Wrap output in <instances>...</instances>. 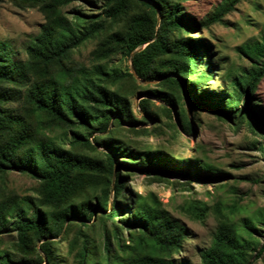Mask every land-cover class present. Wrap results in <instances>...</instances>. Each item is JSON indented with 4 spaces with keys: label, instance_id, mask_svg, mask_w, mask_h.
Returning <instances> with one entry per match:
<instances>
[{
    "label": "trees",
    "instance_id": "trees-1",
    "mask_svg": "<svg viewBox=\"0 0 264 264\" xmlns=\"http://www.w3.org/2000/svg\"><path fill=\"white\" fill-rule=\"evenodd\" d=\"M9 1L20 9L38 8L45 23L26 48L25 60L15 59L16 52L0 42V237L16 235L15 254L2 250L0 240V264H55L54 238L65 233L68 223L89 226L97 211L107 219L118 218L124 206L118 201L124 190L121 175L128 166L158 181L168 175L211 182L229 178L224 173H208L206 164L189 171L149 154L137 158L130 148L106 140L111 135L109 127H119L123 121L133 123L131 97L141 93V85L130 71L108 68L114 56L132 59L139 79H161L158 86L165 90L145 94L171 106L178 104L187 80L196 77L201 68L204 77H209L211 64L202 57L208 46L188 35L197 25L184 7L188 0H103L101 6L93 0ZM78 1L98 7L100 12L66 10ZM236 1L226 0L218 6L209 23L220 21ZM94 38L99 41L91 66L74 61L73 52ZM262 56L245 83H237L240 92L229 107L241 102L243 92L254 95L258 89L264 79ZM114 85L117 87L112 88ZM147 101L142 98L138 105L148 114ZM182 116V129L191 131L186 115ZM57 131L60 133L54 136ZM96 146L108 150L103 152L104 159L83 152L84 148L96 150ZM125 160L139 162L131 165ZM12 172L35 179L38 198L8 192L5 180ZM157 211L139 204L133 219L122 222L124 228L152 242L153 249L147 254L120 258L113 244L114 236L119 239V226L109 230L103 225L105 264H179L171 253L181 247L185 229ZM244 229L257 233L250 221ZM260 237L259 246L251 248L232 225L224 223L212 246L201 252V264L257 263L264 258V236ZM80 249L77 264H95L87 259V254L94 255L87 243ZM251 250L256 252L253 263L244 258Z\"/></svg>",
    "mask_w": 264,
    "mask_h": 264
},
{
    "label": "rangeland",
    "instance_id": "rangeland-1",
    "mask_svg": "<svg viewBox=\"0 0 264 264\" xmlns=\"http://www.w3.org/2000/svg\"><path fill=\"white\" fill-rule=\"evenodd\" d=\"M93 1L101 6L103 0ZM225 1L184 2L186 12L197 22L188 35L208 46L202 57L211 64L209 77H204L201 68L196 77L187 80V89L178 104L171 106L145 94V91L165 90L158 86L161 79L148 81L136 76L141 93L131 97L133 123L123 121L119 127H109L111 135L106 140L115 143L114 146L130 148L137 158L149 154L158 161L189 171L206 164L210 167L208 173H224L229 178L211 182L192 176L168 175L164 181H158L128 166L121 175L124 179V190L118 197L124 205L121 215L113 221L97 211L89 226L78 221L68 223L65 233L54 238L55 264H77L83 243L94 253L87 254L90 263L105 264L104 224L109 230L119 226L120 236L118 241L113 237V244L120 258L150 253L152 242L122 225L124 219H133L139 204L158 210L160 215L184 227L186 238L171 253V258L179 264H201V252L212 246L216 232L224 223L232 225L251 248L259 246L260 236H264V79L254 95L243 92L238 105L233 108L229 105L233 106L231 100L240 92L238 85L245 83L248 74L262 62L264 0H237L220 21L209 23L217 7ZM66 10L94 15L100 12L98 7L84 1L71 4ZM44 23L38 8L20 9L9 0H0V42L16 52L15 59H26V48ZM98 41L99 38H94L76 49L73 60L91 66ZM108 68L131 72V60L116 55L108 62ZM142 98L148 100V114L138 105ZM182 114L190 122L191 131L182 129L179 121ZM64 146L70 148L69 143ZM83 152L104 159L103 152L108 150L96 146V150L84 148ZM124 162L135 165L139 161ZM5 184L8 192L38 198V182L28 175L12 172ZM246 221L253 223L256 234L244 229ZM0 240L2 250L15 254V233L4 234ZM255 253L249 251L244 257L246 262L253 263ZM254 264H264V258Z\"/></svg>",
    "mask_w": 264,
    "mask_h": 264
},
{
    "label": "water",
    "instance_id": "water-1",
    "mask_svg": "<svg viewBox=\"0 0 264 264\" xmlns=\"http://www.w3.org/2000/svg\"><path fill=\"white\" fill-rule=\"evenodd\" d=\"M131 73L134 75V77L137 76L136 73H135V71H134V68L132 66V59H131Z\"/></svg>",
    "mask_w": 264,
    "mask_h": 264
}]
</instances>
